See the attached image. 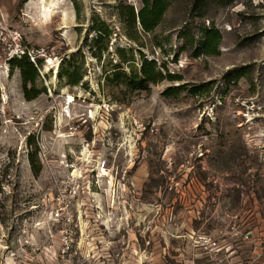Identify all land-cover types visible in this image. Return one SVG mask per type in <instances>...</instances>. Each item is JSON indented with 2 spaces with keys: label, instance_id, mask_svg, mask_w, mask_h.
I'll use <instances>...</instances> for the list:
<instances>
[{
  "label": "rangeland",
  "instance_id": "rangeland-1",
  "mask_svg": "<svg viewBox=\"0 0 264 264\" xmlns=\"http://www.w3.org/2000/svg\"><path fill=\"white\" fill-rule=\"evenodd\" d=\"M119 4L80 0L78 17L71 0H0V264H217L227 246L232 264H255L264 240V0H213L205 14L193 0H170L138 42ZM97 20L114 32L101 59L90 50ZM213 26L219 53L195 57ZM119 48L133 49L138 68L145 56L182 80L135 92L109 83ZM26 53L42 60L33 101L7 63ZM74 55L84 75L77 87L60 78ZM182 85L206 88L163 95ZM98 157L110 168L103 191L91 183ZM73 177L81 197L71 221L57 220L58 194Z\"/></svg>",
  "mask_w": 264,
  "mask_h": 264
},
{
  "label": "trees",
  "instance_id": "trees-1",
  "mask_svg": "<svg viewBox=\"0 0 264 264\" xmlns=\"http://www.w3.org/2000/svg\"><path fill=\"white\" fill-rule=\"evenodd\" d=\"M76 14L80 17L82 13L80 0H71ZM119 1V11L126 29L129 32L130 40L138 42L139 33L151 34L161 24L164 15L166 14L170 0H142V8L137 12L133 6L125 5L124 0ZM213 0H193V10L205 14L206 10ZM220 5H228L235 0H214ZM139 23V28H138ZM95 33L90 50L93 52V57L101 59L103 55L109 51L110 43L113 37V30L101 20H97L91 30ZM222 35L216 27L206 28L203 31V38L199 43V47L195 50V57H200L206 54H218L219 44ZM120 64L115 68L118 72L113 74V78H108L109 83L120 85L124 83L132 92L143 91L149 89L150 85H158L164 81H181L182 78L169 73L166 65L159 64L156 60H150L145 56L141 57L140 68L136 65V57L133 49L127 50L119 48L116 51ZM85 54H81L84 58ZM76 55L66 59L62 63V71L60 78L67 80V85L77 87L83 83L84 75L82 73L83 65H75ZM10 76L14 75L16 70L20 71L22 78L23 95L26 101H33L41 96L43 90L39 89L37 82L40 79L39 66L42 65V60L36 56L32 61V56L27 53L22 56H14L8 60ZM85 61H82L84 64ZM127 66L128 70H126ZM85 85H83L84 87ZM206 86H192L188 88L186 85L170 87L165 90L163 95L167 98L176 97L184 90H189L193 96L201 95ZM1 89H0V110H1ZM1 111H0V129H1ZM30 151L28 153V161L31 166V171L35 178H39L43 166L39 160V147L33 137H30L27 142Z\"/></svg>",
  "mask_w": 264,
  "mask_h": 264
},
{
  "label": "built area",
  "instance_id": "built-area-1",
  "mask_svg": "<svg viewBox=\"0 0 264 264\" xmlns=\"http://www.w3.org/2000/svg\"><path fill=\"white\" fill-rule=\"evenodd\" d=\"M74 130L73 127H70V132ZM79 159L74 163V172L81 171L83 169V162L79 165ZM92 162V160L90 161ZM79 167V169H78ZM110 174V168L107 166V161L98 157L96 161V166L94 170H91V183L96 185L100 191H103V187L105 185L104 181ZM109 183V181H108ZM81 185L79 180L75 177L72 178L71 184H69L68 189L61 190L58 194V204L55 207L52 215L57 220L63 221H71L73 217L72 207L74 206L75 200L81 197ZM91 190V188H89ZM85 193V191H84ZM98 194V193H97ZM97 194L93 192L92 196L95 197ZM209 243L212 247H217L218 244L209 240ZM259 249L262 253H264V240L260 243Z\"/></svg>",
  "mask_w": 264,
  "mask_h": 264
},
{
  "label": "crops",
  "instance_id": "crops-1",
  "mask_svg": "<svg viewBox=\"0 0 264 264\" xmlns=\"http://www.w3.org/2000/svg\"><path fill=\"white\" fill-rule=\"evenodd\" d=\"M228 248H229V246L225 247V249H227V254H228L227 262L219 260V262H217V264H232L233 263V262L229 261V258L233 256V252H232V249L228 250ZM260 253H261V259L259 261H257L255 264H264V253H262L261 251H260Z\"/></svg>",
  "mask_w": 264,
  "mask_h": 264
},
{
  "label": "bare ground",
  "instance_id": "bare-ground-1",
  "mask_svg": "<svg viewBox=\"0 0 264 264\" xmlns=\"http://www.w3.org/2000/svg\"><path fill=\"white\" fill-rule=\"evenodd\" d=\"M69 102H72V98L69 99Z\"/></svg>",
  "mask_w": 264,
  "mask_h": 264
}]
</instances>
